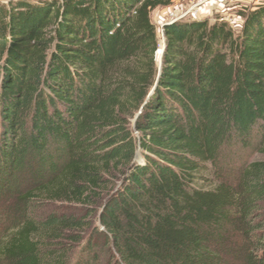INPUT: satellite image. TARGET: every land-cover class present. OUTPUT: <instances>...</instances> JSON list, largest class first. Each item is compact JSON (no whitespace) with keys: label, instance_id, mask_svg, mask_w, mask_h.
Here are the masks:
<instances>
[{"label":"trees","instance_id":"trees-1","mask_svg":"<svg viewBox=\"0 0 264 264\" xmlns=\"http://www.w3.org/2000/svg\"><path fill=\"white\" fill-rule=\"evenodd\" d=\"M0 2V264H264V3Z\"/></svg>","mask_w":264,"mask_h":264},{"label":"rangeland","instance_id":"rangeland-1","mask_svg":"<svg viewBox=\"0 0 264 264\" xmlns=\"http://www.w3.org/2000/svg\"><path fill=\"white\" fill-rule=\"evenodd\" d=\"M189 6V0H174L173 4L170 7L154 11L152 14V22L155 24V22L159 19H167L169 13L176 8L179 12H185L189 8ZM248 7H255V5L249 4L246 0H216L214 3L211 2L206 6L203 16L197 20L209 19L214 22L215 20H219L222 17L221 14L225 13H227L228 15L240 16V12ZM242 26L243 23H240L238 28L236 29L239 30ZM158 34L162 47L164 41L163 34L160 31H158ZM252 161L264 162V154L254 155Z\"/></svg>","mask_w":264,"mask_h":264},{"label":"built area","instance_id":"built-area-1","mask_svg":"<svg viewBox=\"0 0 264 264\" xmlns=\"http://www.w3.org/2000/svg\"><path fill=\"white\" fill-rule=\"evenodd\" d=\"M12 1L17 0H0L3 4H9ZM216 0H189V8L185 12H179L177 8L169 13L167 19H159L155 22V26L158 31L163 34L164 27L169 24H173L178 21L189 19H199L203 16L205 8L209 3H214ZM232 1V0H229ZM249 4L260 5L264 3V0H246ZM220 13V12H217ZM220 22H227L234 28H238L239 24L243 23V19L240 16L228 15L227 13L221 14ZM157 56H160V51L157 52Z\"/></svg>","mask_w":264,"mask_h":264},{"label":"water","instance_id":"water-1","mask_svg":"<svg viewBox=\"0 0 264 264\" xmlns=\"http://www.w3.org/2000/svg\"><path fill=\"white\" fill-rule=\"evenodd\" d=\"M163 38H164V34H163ZM160 51V50H159ZM163 51H164V41H163V46H162V53H163ZM158 57V56H157ZM162 57V56H161ZM161 57L159 56V60H161Z\"/></svg>","mask_w":264,"mask_h":264},{"label":"bare ground","instance_id":"bare-ground-1","mask_svg":"<svg viewBox=\"0 0 264 264\" xmlns=\"http://www.w3.org/2000/svg\"><path fill=\"white\" fill-rule=\"evenodd\" d=\"M162 56V47H161V49H160V57ZM159 58V57H158Z\"/></svg>","mask_w":264,"mask_h":264}]
</instances>
